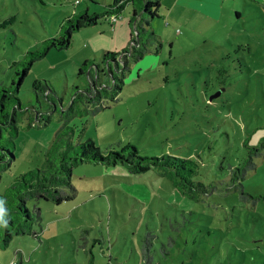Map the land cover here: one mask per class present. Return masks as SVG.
I'll list each match as a JSON object with an SVG mask.
<instances>
[{
    "label": "rangeland",
    "instance_id": "rangeland-1",
    "mask_svg": "<svg viewBox=\"0 0 264 264\" xmlns=\"http://www.w3.org/2000/svg\"><path fill=\"white\" fill-rule=\"evenodd\" d=\"M112 2L0 0V94L7 92L2 84L17 86L14 61L58 36L68 16ZM131 10L76 29L68 47L36 60L19 86L22 102L38 107L33 83L47 80L59 105L68 103L75 87L88 83L78 72L85 60L99 62L104 51L135 38ZM158 11L149 28L162 44L131 59L119 99L95 113L82 106L70 123L77 140L84 122L81 139L91 137L105 153L133 144L143 156L194 159V180L206 191L193 187L185 197L153 170L115 179L103 173L111 168L105 164L78 163L75 196L60 204L39 200L40 237L15 234L0 248V264H143L145 237L153 264H264V148L250 154L264 137V0H162ZM29 112L12 136L16 148L4 132L15 159L2 171L0 209L14 177L42 163L61 117L56 112L49 126H28ZM249 154L255 165L233 179ZM133 180L150 185L151 200L126 191Z\"/></svg>",
    "mask_w": 264,
    "mask_h": 264
},
{
    "label": "trees",
    "instance_id": "trees-1",
    "mask_svg": "<svg viewBox=\"0 0 264 264\" xmlns=\"http://www.w3.org/2000/svg\"><path fill=\"white\" fill-rule=\"evenodd\" d=\"M161 4L162 0H113L105 10L99 12H89L87 6L64 20L58 36L45 38L41 46L28 50L23 59L14 61L16 73L19 74L17 86L2 84L1 88L7 92L0 94V181L2 171L15 159L16 144L12 136L19 133V122L24 119L22 114L31 110L28 126L47 127L54 122L56 112L61 114V117L58 118L59 123L55 126L53 137H49V145L45 148L42 163L16 175L2 193L4 202L0 209V248L7 247L15 234L40 237L36 225L41 226L42 209L37 202L48 200L60 204L74 197L76 187L72 182V173L78 163H102L111 167L109 170H114L118 174L120 172L127 178H131L132 174L144 176L153 170L160 177L164 176L170 181L171 190H177L185 197L191 196L193 187L206 191L203 182L194 180L199 173L198 163L194 159L170 154L143 156L133 144H126L118 150L113 148L105 153L91 137L81 139L84 122L77 134V140L75 139L77 125L70 123L77 115L76 110H80L82 106H90V109L87 108L91 113H95L100 108L108 107L110 101H117L124 85L126 71L130 70L131 59L139 61L153 42L162 44L160 36L149 28V18L159 15L158 9ZM126 7L132 9L129 21L133 24L132 36L135 34V38L131 37L129 44L119 51H104L99 62L85 60L78 72L79 74L86 72L88 83L83 88L75 87L68 103L59 105L52 95L56 90L47 80H36L33 83L37 100L40 102L38 107L33 105L31 107L34 108H30L22 102L18 96L19 86L36 60L42 58L53 47H68L76 29L97 24L104 18L108 20L121 18V12ZM42 101H46L44 108ZM66 111L68 113L64 118L63 112ZM4 132L10 134V137L5 139L11 142L14 148L2 142ZM259 147L264 148V137L260 141V146L250 147V154L259 153ZM250 154L240 166L232 170L233 179L239 180L244 177L247 168L255 165ZM139 183L151 191L150 185L144 181ZM139 250L143 264H153L152 242L148 237H145ZM89 264L94 263L89 261ZM106 264L112 263L108 261Z\"/></svg>",
    "mask_w": 264,
    "mask_h": 264
},
{
    "label": "crops",
    "instance_id": "crops-1",
    "mask_svg": "<svg viewBox=\"0 0 264 264\" xmlns=\"http://www.w3.org/2000/svg\"><path fill=\"white\" fill-rule=\"evenodd\" d=\"M103 173L104 174H112L113 178H115V179H118L119 175H122L125 177V175H123L122 173L119 172V174H118V172H115L114 170H104ZM125 187H126V191L128 190L127 191L128 193H131L132 195H136L137 198L143 199V200H145V202L152 199V198H150L151 191L148 188L143 187L138 181L136 182L135 180H133V182H131L130 184L126 183ZM127 188H129V189H127ZM130 189H131V191H130Z\"/></svg>",
    "mask_w": 264,
    "mask_h": 264
}]
</instances>
